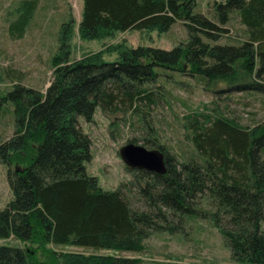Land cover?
Instances as JSON below:
<instances>
[{
	"label": "trees",
	"instance_id": "trees-1",
	"mask_svg": "<svg viewBox=\"0 0 264 264\" xmlns=\"http://www.w3.org/2000/svg\"><path fill=\"white\" fill-rule=\"evenodd\" d=\"M196 2L82 0V40L126 31L163 34L177 22L186 29L187 40L170 51L126 48L111 63L92 59L69 64L68 36H61L45 94L15 85L2 98L12 107L15 128L11 138L0 142V163L7 167L12 194L0 211L1 240L113 252L52 250L53 264H144L117 253L139 254L153 234L180 233L185 221L204 214L206 206L213 209L210 221L231 260L264 264V122L249 128L218 110L195 111L182 123L189 141L186 154H171L146 140L142 144L164 155L165 174L128 168L131 180L105 191L86 172L90 140L77 118L89 123L99 108L104 114L130 112L142 120L143 112L163 97L154 85L160 77H172L168 72H187L213 94L221 87L264 93V0L214 2V21L193 13ZM35 7V0L21 4L12 32L22 33ZM233 13L245 27V40L216 44ZM14 164L24 165L23 171L12 169ZM0 264L43 263L22 247L0 245Z\"/></svg>",
	"mask_w": 264,
	"mask_h": 264
},
{
	"label": "rangeland",
	"instance_id": "rangeland-1",
	"mask_svg": "<svg viewBox=\"0 0 264 264\" xmlns=\"http://www.w3.org/2000/svg\"><path fill=\"white\" fill-rule=\"evenodd\" d=\"M24 1L31 0H0V142L11 138L15 128L12 107L2 98L15 85L45 94L53 79L52 60L60 53L61 36H68L69 64L92 59L111 63L126 48L150 47L170 51L187 40L186 29L180 22L163 34L156 31H126L111 37L82 40L78 31L82 0H35L32 17L22 33L17 35V32H12L11 26L18 19ZM224 1L197 0L193 13L214 21L213 3ZM63 24L67 27L62 30ZM221 27L227 33H222L216 44H237L246 38L245 27L236 13ZM184 69L187 71L186 65ZM166 75L172 77H160L154 85V91L163 97L158 98L154 107L143 112L142 120L130 112L104 114L99 108L89 123L81 117L77 118L78 128L90 140L91 160L85 165L86 172L97 179L103 190H116L120 184L131 180L132 175L119 155V150L131 141L142 146L146 140L154 146L162 145L171 154H186L189 141L182 123L188 114L195 111L218 110L249 128L264 122V93H238L221 87L213 94L187 72L185 75L170 72ZM155 134L157 140L154 139ZM11 168L22 172L24 165L14 164ZM11 199L7 167L0 163V211ZM203 210L204 214L187 219L180 233H155L145 241L143 252L117 255L140 258L144 264H235L231 260L230 250L210 221L213 209L204 206ZM0 245L22 247L30 252L36 262L43 264L54 263L49 253L52 250L56 253L69 251L86 255L113 253L77 247L51 248L42 246L38 240L22 243L14 238L0 239Z\"/></svg>",
	"mask_w": 264,
	"mask_h": 264
},
{
	"label": "water",
	"instance_id": "water-1",
	"mask_svg": "<svg viewBox=\"0 0 264 264\" xmlns=\"http://www.w3.org/2000/svg\"><path fill=\"white\" fill-rule=\"evenodd\" d=\"M119 155L124 165L131 170H145L159 175L166 172L164 155L159 150L129 143L119 150Z\"/></svg>",
	"mask_w": 264,
	"mask_h": 264
}]
</instances>
